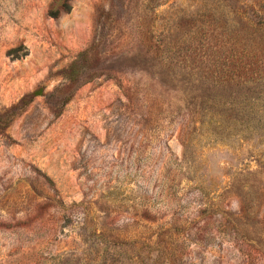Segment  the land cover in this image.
Instances as JSON below:
<instances>
[{"label":"rangeland","instance_id":"1","mask_svg":"<svg viewBox=\"0 0 264 264\" xmlns=\"http://www.w3.org/2000/svg\"><path fill=\"white\" fill-rule=\"evenodd\" d=\"M0 264H264V0H0Z\"/></svg>","mask_w":264,"mask_h":264}]
</instances>
